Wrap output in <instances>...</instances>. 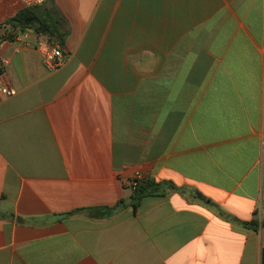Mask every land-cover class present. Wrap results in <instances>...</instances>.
<instances>
[{"label": "crops", "instance_id": "1", "mask_svg": "<svg viewBox=\"0 0 264 264\" xmlns=\"http://www.w3.org/2000/svg\"><path fill=\"white\" fill-rule=\"evenodd\" d=\"M35 8L66 36L0 50V264H264V0ZM135 173L180 191L134 209Z\"/></svg>", "mask_w": 264, "mask_h": 264}, {"label": "trees", "instance_id": "2", "mask_svg": "<svg viewBox=\"0 0 264 264\" xmlns=\"http://www.w3.org/2000/svg\"><path fill=\"white\" fill-rule=\"evenodd\" d=\"M36 20L39 25L33 28V21ZM7 24L13 30L19 29L25 31V29L33 28L38 36L47 38L49 41L54 38L58 40L60 44L66 36L60 30L61 21L52 12H46L44 17H38L36 8H25L10 19ZM180 191L171 182H156L152 179H144L132 190L130 205L132 208H136L140 201L144 197L148 196H164L168 191ZM195 198H199V194H194ZM120 203H118L119 205ZM117 206H115L116 208ZM220 216L223 214L220 213ZM241 225L250 230L256 231L258 229V221L244 222ZM264 226V222L261 223Z\"/></svg>", "mask_w": 264, "mask_h": 264}, {"label": "built area", "instance_id": "3", "mask_svg": "<svg viewBox=\"0 0 264 264\" xmlns=\"http://www.w3.org/2000/svg\"><path fill=\"white\" fill-rule=\"evenodd\" d=\"M44 0H22L24 8H33L41 5ZM28 33L26 31H20L19 29H11L8 24H4L0 27V50L7 42H17L22 39H26ZM36 48L42 56V62L44 67L53 71L59 68L62 64V52L59 46L52 45L50 41L42 37L37 43ZM1 70V64H0ZM16 95V90L10 84H0V101L10 99ZM143 176L140 173L133 174L129 186L133 190L141 181Z\"/></svg>", "mask_w": 264, "mask_h": 264}]
</instances>
